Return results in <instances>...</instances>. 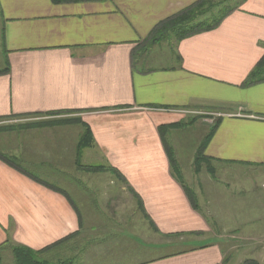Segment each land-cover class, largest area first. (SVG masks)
I'll use <instances>...</instances> for the list:
<instances>
[{"label":"crops","instance_id":"crops-1","mask_svg":"<svg viewBox=\"0 0 264 264\" xmlns=\"http://www.w3.org/2000/svg\"><path fill=\"white\" fill-rule=\"evenodd\" d=\"M197 1L0 0V122H27L0 129L10 154L0 153L27 173L41 170L48 180L29 172L41 181H57L46 186L0 159L1 259L10 244L40 251L73 235L44 257L66 251L72 264H223L229 249L258 240L264 183L229 180L237 185L229 192L225 175L216 180L206 165L198 173L192 166L203 146L212 167H264V82L243 86L264 55V0H242L210 30L172 36L171 52L158 47L166 40L148 38ZM210 113L217 128L208 137L210 119L201 115ZM181 122L165 140L174 156L189 155L187 167L175 162L197 208L173 178L158 132ZM85 126L92 143L79 163L119 173L141 203L152 249L170 252L147 257L126 236L129 225L92 223L85 212L96 213L94 201L78 196L77 204L59 187L76 169Z\"/></svg>","mask_w":264,"mask_h":264},{"label":"rangeland","instance_id":"rangeland-1","mask_svg":"<svg viewBox=\"0 0 264 264\" xmlns=\"http://www.w3.org/2000/svg\"><path fill=\"white\" fill-rule=\"evenodd\" d=\"M212 1L215 4H218V6L214 8L212 13H208L207 15H205L204 18H208L210 21L214 17L217 18V16H219L220 14L228 11L231 8H234L235 6L240 4L242 0H212ZM165 40L162 41L163 42L165 41L166 43H163L158 47H160V49L163 50L164 52L165 51L168 52V48L170 46L171 47L170 52H171L173 49L172 47L174 46L175 39L174 37L170 36ZM201 116H203V118L210 119L208 124L211 127L213 126V124H215L216 116L214 114L210 113L208 115H201ZM25 124H27V122H24L23 120H17L13 118L5 119L0 122V129H8V130L12 128L15 129ZM190 130L201 133V129L197 128V126L191 127ZM6 143L7 141L3 142L0 140V152L9 155L10 153L9 154L6 153L4 148ZM176 157L179 158L183 166L187 167V165L189 164V155H187L186 151L181 152V154L179 153L175 155L174 159H176ZM204 163L199 162L193 164L192 167L194 168L195 173H198L200 169H203L205 165L206 166L208 165ZM209 166L212 167L210 164ZM213 167L217 169L214 171ZM213 167H212L213 172L210 175L212 177H215L216 180H221V178H223L225 175L224 180H228L227 182L230 185L228 189L229 192L233 191L234 186L235 188H237L236 182L229 180L235 179L238 181L239 184H241L242 182L256 181L259 187L264 183L263 182L264 167L259 169H250V168L231 169L216 165L215 166L213 165ZM177 168L178 169H173L172 173L174 174L175 178H177L179 181L181 180L185 182V180L183 179L180 164L178 163H177ZM27 170L37 176H40L41 178H44L45 180H48L47 177H45L46 175L44 176V174H41V170L31 169L28 167ZM65 180L66 181H63V184L59 185V187L63 188L72 197L75 203L79 204L77 202L78 196L91 198L94 201V204L96 206L95 214L86 211L87 210L86 208H82L83 212L86 211L85 215L88 216L91 214L92 216H94L92 218V223L95 224L97 223L98 225L102 224L105 227L113 228L116 231H118L120 228L121 229L123 228L124 230L129 225L130 227L128 229L129 233L128 234L126 233V236H129L132 240L135 239L142 248L144 247L147 257L149 256L153 257L159 254H166L170 252V249L168 248H162L160 250L152 249L153 243H152V239L150 238L152 236V233L150 228L148 227L146 220L144 219L141 210L139 209L137 200H135L132 197L133 195L128 191L127 187L124 186L121 180H119L114 174L105 170L100 173L89 174L88 172L84 173V172L76 171L75 169V170L67 171V176ZM46 182L55 183L57 181H46ZM99 196L103 198L97 200ZM227 203L225 210L228 211L233 210V208L230 207V205L233 206V202H231L230 205ZM86 220L88 219H85V221ZM117 224H121V225L117 226ZM117 227H119V229H116ZM263 232H264V222H261L257 227L258 240L252 242L251 249H247V250L229 249L223 264H264V233ZM233 237H234L233 233H230L227 235V240L232 241ZM65 252L66 251L62 252L61 254L62 258L64 257L69 258L70 254L66 256ZM1 264H14L11 251L7 250L4 252V255L2 256L1 259Z\"/></svg>","mask_w":264,"mask_h":264},{"label":"trees","instance_id":"trees-1","mask_svg":"<svg viewBox=\"0 0 264 264\" xmlns=\"http://www.w3.org/2000/svg\"><path fill=\"white\" fill-rule=\"evenodd\" d=\"M54 3H58L64 0H52ZM220 4V3H219ZM218 4H215L212 0H199L196 3H194L192 6L188 7L187 9L179 12L176 15L171 16L170 18H167L160 23H158L150 32L148 35L149 39H152L153 43L160 42L162 40H165L166 38H169L170 36H174L177 40H181L186 36H190L192 34L198 33V32H203L212 29L213 27L217 26V24L229 13L233 10V8L229 9L228 11L220 14L219 16L214 17L211 21L208 18H204L205 15L208 13H212L214 8H216ZM204 18V19H202ZM0 72H5V70L0 71ZM264 82V55L263 57L258 61V63L255 65V67L250 71V73L247 75L246 79L243 82V86H250L258 83H263ZM50 115H53L51 113ZM44 124V123H43ZM185 123H177V124H172V125H167V126H160L158 127V132L161 138V141L163 143L165 152L167 154V157L170 162L171 166V173L173 169H178L177 168V163L175 162L174 155L171 151V148L168 147L166 144L165 140V135L168 130L171 129H179L182 128ZM42 123L40 124H31L28 125L30 126H41ZM84 126V125H83ZM217 128V123L213 124V126L210 128V131L208 133V137H211L214 131ZM91 136L88 128L85 126V130L82 133L78 145H77V150H76V159H75V166L77 170H80L82 172H88V173H100L102 171H108L112 174H114L121 182L123 179L117 173L114 169L112 168H105L101 166H83L79 163L78 157L79 153L83 148H87L91 146ZM203 146L200 147V150L198 154L195 157L194 163H199V162H205L208 163L209 159L203 155ZM0 159L3 160L5 163L8 165L14 167L16 170L19 172L27 175L28 177L34 179L36 182L42 183L46 186L48 184L44 181H41L39 178L36 176L31 175L29 172L23 170L21 166L18 164V161L14 157H8L6 155H3L0 153ZM207 170L210 172V174L213 172V169L207 165ZM173 178L178 181L182 188L184 189L187 197L189 198V201L191 205L194 208H197L196 206V201L194 194L192 191L186 186L184 181H179L177 178H175L174 174L172 173ZM55 191L60 192L56 187H53ZM128 191L135 196V193L130 189L127 188ZM139 209L141 210L142 214L144 217H146L145 213L142 210L141 203H138ZM73 235H70L69 237H66L65 239L55 243L54 245H51L49 247H46L40 251H33L27 247L21 246V245H15V244H10V246H7L8 249H3L4 250H9L11 251L12 257L14 264H72L71 259H66V258H57V256H52V257H44V255L48 252L51 251L53 248H56L58 245L68 241ZM0 264H1V257H0Z\"/></svg>","mask_w":264,"mask_h":264}]
</instances>
